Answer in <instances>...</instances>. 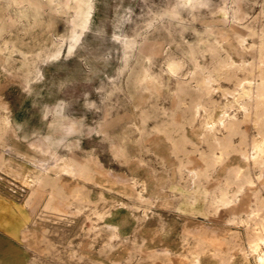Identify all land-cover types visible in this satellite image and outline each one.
Here are the masks:
<instances>
[{"label": "rangeland", "instance_id": "374dc122", "mask_svg": "<svg viewBox=\"0 0 264 264\" xmlns=\"http://www.w3.org/2000/svg\"><path fill=\"white\" fill-rule=\"evenodd\" d=\"M15 1L0 0V116L8 112L12 119L0 124V195L34 219L27 238L15 243L21 252L16 264H72L57 230L48 232L55 227H75L73 238L81 243L91 237L82 264H194L199 254L200 264H252L247 243L264 224V206L253 200L264 201V166L261 177L251 168L253 183L240 191L239 180L232 181L228 194L239 200L216 208L218 187L231 176L226 167L245 164L229 151L215 170L193 180L187 169L193 145L179 143V133L183 128L197 143L205 112L187 122L190 98L176 91V82L187 79L196 87L195 78L214 62L212 42L222 56L261 71L264 62L254 61L245 45L258 48L263 39L264 0H242L238 12L234 0L191 8L178 0H89L87 23L75 26L79 0ZM176 66L178 75L170 78L167 71ZM217 81L212 84L233 86ZM243 128L248 138L256 134L251 123ZM76 161L92 179L78 175ZM109 169L133 177V187L115 183ZM121 214L127 240L115 223ZM162 241L171 244L170 252ZM151 245L165 252L148 255Z\"/></svg>", "mask_w": 264, "mask_h": 264}, {"label": "bare ground", "instance_id": "6f19581e", "mask_svg": "<svg viewBox=\"0 0 264 264\" xmlns=\"http://www.w3.org/2000/svg\"><path fill=\"white\" fill-rule=\"evenodd\" d=\"M13 1H15V0H13ZM178 1H179L180 5L190 6V8H191L192 6H194L196 4L198 5L200 3H203L206 0H178ZM234 2H235L234 4L236 5L235 10L238 12L242 6L241 5L242 0H234ZM89 7H90V1L89 0H79L78 1V3L75 5L74 12L80 16V20L79 21H73L74 26L76 24H82L83 23L85 25L87 23L86 14H88ZM262 10H264V9H262ZM262 15H264V14H262ZM238 23H240V22H238ZM0 33H1V28H0ZM237 39H238L240 44H243V42L245 40L241 35H239L237 37ZM255 40H256V38H255ZM215 43L212 42L209 46L210 52L212 54L211 60L214 62H212V65L210 66V68L207 67L208 70H207V68H205L206 65L204 66L203 69H206L207 73L204 72V73H202L203 74L202 75L198 72L200 74V76H198L197 78L194 77L195 80L197 81L196 87L194 89H191V87L188 86V80L187 79L186 80H177L176 91L178 93H184V94L189 95V98H190L189 107L187 108L185 106V108L189 111V115H185L187 122L190 123L191 120H193L195 114H197L200 110L205 112V115L202 116V118L198 119V121L200 120L201 130L198 132L199 141L197 143L194 142L183 131V128H182L181 132L179 133L180 134V136H179L180 139L178 140L179 143L181 140L184 143H186V141H188L187 143H190L191 145H193V146H191L192 149L189 150V152L191 151V152H193V154L187 153V160L189 163H191V166L187 167V169L189 170V173H191L194 176L193 180L195 177H197L199 175L207 176L208 172H210L211 170H215V164L217 163V161H219V160L221 161L224 158V155L228 154L229 151L238 152L240 159L245 164V165H239L238 164L235 167H233V166L232 167H229V166L226 167V171L228 173V176H229V173H231V176H229V178L226 179V186H224V187H218L217 186L219 188L220 194L215 195V197L213 198V202L217 204L216 205V208H217L218 205L230 206L232 203H235L236 201L239 200L240 197L235 195V193L233 195L228 194V187L227 186H229L232 181H234L236 179L239 180V182L237 183L239 185V187L236 191H240L241 187L243 185H245V184L251 185L253 183L254 178H252V175L250 174L251 168L258 167V169H259L258 176L261 177L262 169L264 166V67H261V71L254 72L255 71V70H253L254 63H250L249 65H246L245 63H243V60L240 63H236V61H234L233 59H228L230 57V55H228L229 56L228 58L225 55L222 56L220 49H219L220 47L218 48V43H216V44ZM73 45H74V40L72 39L68 43V46H69V48H71ZM256 45H257V43H256ZM245 46H246L245 48L249 49V52L251 53V57L253 58L254 61H256L258 63L260 61L264 62V60L262 59L263 54H264V36H263V39L260 41V46L258 48H254V46L252 44L245 45ZM239 59H238V61H240ZM189 60H190V58H189ZM199 64H197V65L194 64V66L196 65V67H197ZM169 65H168V67H169ZM181 65H182V63H181ZM177 67L178 66H176V68H170V71H167L168 72L167 75L169 77L173 76V75H178ZM193 70H194V68H193ZM203 71L204 70H202V72ZM241 73H242V75H240ZM249 75L251 78H252V76H255L254 79H256V77H257V80L255 82L253 81V83H250L249 81L245 82V80L247 79V77ZM195 76H197V75H195ZM166 78H168V77H166ZM220 79H224V80L226 79V81L227 80L233 81V86L232 87L230 86L227 88H222L218 84L217 85L212 84L213 81H217ZM217 83H219V82L217 81ZM214 92L218 93L219 95L220 94L224 95L225 99L220 101V102L216 101L217 99L214 97ZM180 102H182V101H180ZM5 109H7V108L5 107ZM199 114H200V112H199ZM11 120L12 119H11L10 114L8 112L6 115L0 116V124L3 123L6 125H11ZM194 121H195V119H194ZM175 123H181V122H175ZM247 123H251L257 129V131L255 132L256 134L251 135L250 138H248V135H247L245 129L243 128V125L247 124ZM156 129L160 130V127H156ZM177 130H176V132H177ZM168 131H171V129H169ZM236 135L239 136V140H237V141H235ZM167 137L171 138V135H168ZM178 142L175 141L174 145H179ZM180 148L183 149V147H180ZM184 150H185V148H184ZM58 162H60V161H58ZM184 162L187 163L186 160H184ZM186 163H183V166H186L185 165ZM180 164L182 165V163H180ZM74 165H75V169H77L81 172V173H79L77 171L78 175H83L85 178L92 179V177H90V174H88L91 172H87V169H88L87 167L85 168L83 165L80 164V162H77V161L74 163ZM109 171H110V169H109ZM109 174L114 178L115 183L127 182V184L128 183L130 184L129 187L130 186L133 187L134 180H133V177H131L130 175L124 176V175L114 173L112 171H110ZM240 177H241V180H240ZM242 177H243V179H242ZM96 183L100 184V182H97V181H96ZM39 184H41V183H39ZM72 187L74 188V185ZM76 187H77V185H76ZM76 187H75V189H77ZM143 191H145V190H143ZM80 193H81V191H80ZM128 193H129V195H134V192H132V191L131 192L129 191ZM31 194H32V192H31ZM82 194L83 193H81V196L84 195L85 198L88 197L87 194H85V193L83 195ZM76 195H77V193H76ZM136 195L141 196V193L139 191H137ZM101 196H102V194H101ZM137 196H135V197H137ZM137 199H139V197ZM148 199H149V197H148ZM253 200L255 201L257 207L264 206V201L260 200L259 201L260 203H259V202H257L256 198H253ZM81 201H83V199H81ZM0 206L5 208L4 212L0 211V218L1 217L7 218V215H6L7 204L3 200H0ZM68 207H69V205H68ZM214 210L216 211L215 208H214ZM97 212H99V211H96V213ZM71 213H73V212H71ZM71 213L69 212V214H71ZM98 214L100 215L101 213H98ZM238 220H239V218H238ZM80 225H82V224H80ZM261 230H262L261 234H257L256 236L253 234V236H255V237L252 238L249 243H247L249 250L252 253H254L256 256L255 257V264H264V224H262ZM89 231H91V230H89ZM213 232L216 233V231H213ZM196 233H198V231ZM214 235H213V237H214ZM221 237H223V236H221ZM214 238H218V237H214Z\"/></svg>", "mask_w": 264, "mask_h": 264}, {"label": "crops", "instance_id": "0c3cea01", "mask_svg": "<svg viewBox=\"0 0 264 264\" xmlns=\"http://www.w3.org/2000/svg\"><path fill=\"white\" fill-rule=\"evenodd\" d=\"M73 185L74 188L72 187ZM75 187L76 184H73L71 182L70 191H73ZM0 200H3L7 204L6 206L7 218L4 217L0 218V264H16L17 262L21 263L19 261L21 257L17 256L21 252L17 253L16 250L14 249L15 248L14 246L15 243L17 245L21 240L27 238V234H28L27 226L30 223V221H34V219L31 218L27 212L23 211V209H21V206L16 201H13L12 199L6 200L2 195H0ZM0 211L4 212L5 208L1 207ZM67 219L76 220L78 218H67ZM125 220H127L125 214H121L119 218L115 220V223L118 227L121 237H123V240H127V238L129 237V235L124 232L125 227L122 225V221ZM81 226H83V224ZM52 230L53 231L57 230L56 235L58 237L57 239L58 242H60L61 245L68 246L70 248L69 255L70 257L74 258V262H72V264H82L81 261L79 263V260H82L83 256L88 258L89 248H87L85 245L91 246V237L89 235H85L86 240L84 241V243H81L82 242L81 240H76L73 238L74 236L77 235V231L75 227L67 228V229H64L62 227L59 228L55 227L49 230L48 232L51 233ZM131 231L133 233L135 231V228H132ZM162 243L163 246L161 248L166 247L167 248L166 252L167 253L170 252L172 249L171 244H169V242L167 241H162ZM158 250H160L161 252H165L151 245L150 249L146 251V253L148 255H151V253L155 254V252H157ZM143 257H144V252H143ZM247 257H251L253 260L252 264H255L256 256L254 253L250 254V252H246V258ZM196 258L198 261L194 264H200V254L196 256ZM25 263L26 262H23V264Z\"/></svg>", "mask_w": 264, "mask_h": 264}]
</instances>
